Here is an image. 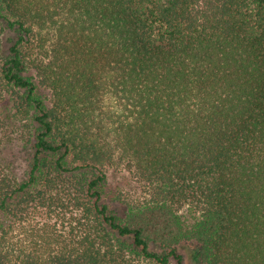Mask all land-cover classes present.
<instances>
[{"label":"trees","instance_id":"1","mask_svg":"<svg viewBox=\"0 0 264 264\" xmlns=\"http://www.w3.org/2000/svg\"><path fill=\"white\" fill-rule=\"evenodd\" d=\"M184 244L264 264V0H0V264Z\"/></svg>","mask_w":264,"mask_h":264},{"label":"rangeland","instance_id":"2","mask_svg":"<svg viewBox=\"0 0 264 264\" xmlns=\"http://www.w3.org/2000/svg\"><path fill=\"white\" fill-rule=\"evenodd\" d=\"M26 171V163L24 165V172ZM23 172V174H24ZM111 188H113V177L111 180ZM181 252L185 256L184 264H193V255H192V247H190L188 244H184L181 248ZM174 264V263H172Z\"/></svg>","mask_w":264,"mask_h":264}]
</instances>
